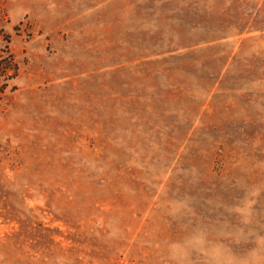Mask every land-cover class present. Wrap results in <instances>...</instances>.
Instances as JSON below:
<instances>
[{"label": "rangeland", "instance_id": "obj_1", "mask_svg": "<svg viewBox=\"0 0 264 264\" xmlns=\"http://www.w3.org/2000/svg\"><path fill=\"white\" fill-rule=\"evenodd\" d=\"M0 264H264V0H0Z\"/></svg>", "mask_w": 264, "mask_h": 264}, {"label": "trees", "instance_id": "obj_2", "mask_svg": "<svg viewBox=\"0 0 264 264\" xmlns=\"http://www.w3.org/2000/svg\"><path fill=\"white\" fill-rule=\"evenodd\" d=\"M19 64L11 48V36L0 29V91L4 92L8 80L18 74Z\"/></svg>", "mask_w": 264, "mask_h": 264}]
</instances>
